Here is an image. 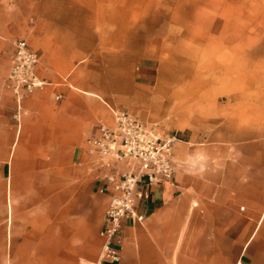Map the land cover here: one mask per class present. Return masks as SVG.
<instances>
[{"label": "crops", "instance_id": "1", "mask_svg": "<svg viewBox=\"0 0 264 264\" xmlns=\"http://www.w3.org/2000/svg\"><path fill=\"white\" fill-rule=\"evenodd\" d=\"M17 39L46 82L18 119ZM112 109L180 136L113 264H264V0H0V256L96 264Z\"/></svg>", "mask_w": 264, "mask_h": 264}, {"label": "built area", "instance_id": "2", "mask_svg": "<svg viewBox=\"0 0 264 264\" xmlns=\"http://www.w3.org/2000/svg\"><path fill=\"white\" fill-rule=\"evenodd\" d=\"M40 55L25 40L13 42L6 86L16 102L15 118L25 93L42 88L46 82L37 75ZM113 126L99 125L89 135V150L122 162L125 170H114L102 177L99 191L108 197L99 234L102 244L96 264H113L120 258L121 230L125 222L142 223L145 208L155 190L173 179V144L180 139L175 131H162L157 124L141 121L123 109H112Z\"/></svg>", "mask_w": 264, "mask_h": 264}, {"label": "rangeland", "instance_id": "3", "mask_svg": "<svg viewBox=\"0 0 264 264\" xmlns=\"http://www.w3.org/2000/svg\"><path fill=\"white\" fill-rule=\"evenodd\" d=\"M189 4L191 5L190 9H195L196 3L193 2V3H189ZM257 20L258 19L254 18V24L257 23V22H255ZM3 245H4V243L0 242V253H3V251H1L3 249ZM0 264H20V258L0 256Z\"/></svg>", "mask_w": 264, "mask_h": 264}]
</instances>
